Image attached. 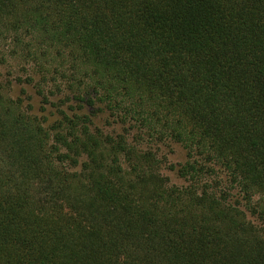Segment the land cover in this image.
Returning <instances> with one entry per match:
<instances>
[{
  "label": "trees",
  "instance_id": "obj_1",
  "mask_svg": "<svg viewBox=\"0 0 264 264\" xmlns=\"http://www.w3.org/2000/svg\"><path fill=\"white\" fill-rule=\"evenodd\" d=\"M1 63L0 264H264V0H0Z\"/></svg>",
  "mask_w": 264,
  "mask_h": 264
},
{
  "label": "rangeland",
  "instance_id": "obj_2",
  "mask_svg": "<svg viewBox=\"0 0 264 264\" xmlns=\"http://www.w3.org/2000/svg\"><path fill=\"white\" fill-rule=\"evenodd\" d=\"M18 73L19 72L16 71L14 67H9L8 64L5 63L0 64V81H4L6 87H9V85L12 84L10 93L12 95H17L18 93H21L20 88L22 86H25L26 94L32 96L31 99L34 107L35 108L39 107L38 97L36 95H33V89L30 86L24 84L23 82L18 83L15 81V77L18 75ZM8 83L10 84L8 85ZM96 117H97L95 119L96 123L99 126L103 127L104 129L110 130L113 127V124L108 125L105 122L106 118L104 114L98 113ZM158 152L165 159V166L163 168V173L168 177V181L174 184H180L182 181L180 180V178L177 177L174 170L170 169L168 166L170 164L177 165L184 161L185 152L181 147V145H179L178 143L171 142L168 143L167 145L161 146Z\"/></svg>",
  "mask_w": 264,
  "mask_h": 264
}]
</instances>
